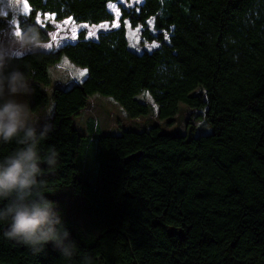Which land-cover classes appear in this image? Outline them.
I'll return each mask as SVG.
<instances>
[{
  "label": "trees",
  "instance_id": "obj_1",
  "mask_svg": "<svg viewBox=\"0 0 264 264\" xmlns=\"http://www.w3.org/2000/svg\"><path fill=\"white\" fill-rule=\"evenodd\" d=\"M25 1L20 39L33 27L43 41L55 29L41 26L40 14L113 24L109 5L118 2ZM118 12L120 26L95 40L81 31L57 51L13 57L35 88L33 112L53 101L38 179L77 247L70 259L52 244L33 254L7 239L9 221H0V264H264V0H144ZM6 24L0 1V31ZM127 24L158 46L133 50ZM64 59L87 76L51 88L49 68ZM144 93L161 121L172 123L180 104L206 109L212 133L163 134ZM95 95L112 98L130 120L148 117L149 127L81 134L73 118ZM19 147L0 143V160ZM50 149L58 154L52 167Z\"/></svg>",
  "mask_w": 264,
  "mask_h": 264
},
{
  "label": "clouds",
  "instance_id": "obj_2",
  "mask_svg": "<svg viewBox=\"0 0 264 264\" xmlns=\"http://www.w3.org/2000/svg\"><path fill=\"white\" fill-rule=\"evenodd\" d=\"M18 42L28 51L39 50L45 43L33 27ZM34 95L29 74L13 58L0 55V143L15 141L20 145L0 160V201H8L0 207V221H9L4 236L29 247L33 254H41L52 244L62 257L70 259L76 241L62 215L44 195V183L38 179L41 173L38 143L54 129L51 123L54 107L46 109L48 123L40 129L39 122L33 119L29 99ZM57 158L55 149H50L46 163L55 166Z\"/></svg>",
  "mask_w": 264,
  "mask_h": 264
},
{
  "label": "rangeland",
  "instance_id": "obj_3",
  "mask_svg": "<svg viewBox=\"0 0 264 264\" xmlns=\"http://www.w3.org/2000/svg\"><path fill=\"white\" fill-rule=\"evenodd\" d=\"M0 1L2 3V14L7 20L6 26L0 31V55H7L9 57L21 56L29 51L21 47L18 42L20 40V35H16L19 31L17 25L18 17L23 14H28L30 12V7L25 0ZM143 2L144 0H118V2L110 4L109 9L115 15V22L113 24H101L98 26H91L86 23H76L71 19L56 21L52 15L40 14L38 17V23L43 27L50 24L55 29L54 32L50 33V36H53L54 39L53 46L50 47L48 45L44 48L42 47L40 50L57 51L64 44L75 43L78 41V34L81 31H85L87 33V39L95 40L99 32L109 31L120 26L118 5L130 9L134 6L142 4ZM25 5H27V7H25ZM126 28L129 43L133 50L140 52L144 49L152 50L158 46L155 42L149 43L143 39L139 28H132L129 24L126 25ZM60 72L65 74L66 79L58 78L55 81V78ZM49 74L52 81L51 88L59 82L61 84L68 81L71 83L79 82L82 78H86L87 76L86 69L71 64L67 59H64V65L50 67ZM50 90L51 89H49V91ZM138 98L139 100H142V96ZM30 99L32 106L33 101L32 98ZM144 99L148 100L149 106L151 107L150 116L156 117L151 122L153 125L158 124L163 134L185 135L190 132L193 136L200 137L209 135L213 131L206 118V109L197 111L189 108L185 104H180L179 112L175 120L170 123V120L161 121L157 118L156 105L148 93H144ZM48 102L42 105L40 114H45L44 111H46L49 106L54 107L53 101L50 97ZM122 111L124 112L122 106L115 102L112 98L95 95L91 98L87 111L84 109L79 116L73 118V127L84 135H89L91 133L95 135L100 133L120 135L128 129L143 131L146 127H149V121L146 120H143L141 123H135L132 121V124H130L129 121L124 118L125 112L123 113ZM40 114L34 112L32 113L34 121L40 122ZM46 117H48V115L43 118L45 119ZM91 117H97L99 119V121L96 122L94 132H92L93 127L91 128ZM119 119H122L123 124L118 121ZM46 122L47 120H44L42 126H44ZM192 124L194 128L190 130L189 128H192ZM90 149L91 156L98 155L99 149L96 143H94Z\"/></svg>",
  "mask_w": 264,
  "mask_h": 264
},
{
  "label": "crops",
  "instance_id": "obj_4",
  "mask_svg": "<svg viewBox=\"0 0 264 264\" xmlns=\"http://www.w3.org/2000/svg\"><path fill=\"white\" fill-rule=\"evenodd\" d=\"M11 58H13V57H11ZM60 65H64V60L62 61V63L60 64ZM55 67H57V66H55ZM83 72V71H82ZM66 79V76H65V74H63V73H59V75L55 78V81H56V79ZM84 80V78H82L80 81H79V83H81L82 81ZM71 85V84H73V83H71V82H66V83H64V85L65 86H68V85ZM30 98H32V97H30ZM29 98V99H30ZM30 101H31V99H30ZM49 103V102H48ZM89 104H90V102H89ZM47 105H49V104H47ZM50 107V106H49ZM88 107H89V105H88ZM88 107L86 108V111H87V109H88ZM42 108V106H40L39 108H37V110L36 111H34V113H37V114H40V109ZM45 112V114H40V117H41V119H40V122H39V125L38 126H41L43 123H44V120H47L48 119V117H46L45 119L43 118L44 116H47L48 114H46L47 113V111H44ZM123 112V111H122ZM33 113V112H32ZM124 113V112H123ZM95 122H98L99 121V119L96 117V118H94V117H91ZM124 118L125 119H127L128 121H129V123L130 124H132V121L133 120H130V119H128L127 118V116L125 115V113H124ZM121 124H123V122H122V119H119L118 120ZM120 124V125H121ZM123 126V125H122ZM122 128V127H121ZM102 134V133H101ZM103 134H106V133H103ZM108 134V133H107Z\"/></svg>",
  "mask_w": 264,
  "mask_h": 264
},
{
  "label": "built area",
  "instance_id": "obj_5",
  "mask_svg": "<svg viewBox=\"0 0 264 264\" xmlns=\"http://www.w3.org/2000/svg\"><path fill=\"white\" fill-rule=\"evenodd\" d=\"M54 39H53V36H50V39L48 40V41H45V43H44V45H43V48L44 47H46V46H50V47H52L53 46V43H54V41H53ZM40 50V49H39ZM37 51V50H36ZM57 84H61L60 82L59 83H57ZM143 120H146V121H148L149 120V118L148 117H146V118H136V119H134L133 121L135 122V123H141V122H143Z\"/></svg>",
  "mask_w": 264,
  "mask_h": 264
},
{
  "label": "snow or ice",
  "instance_id": "obj_6",
  "mask_svg": "<svg viewBox=\"0 0 264 264\" xmlns=\"http://www.w3.org/2000/svg\"><path fill=\"white\" fill-rule=\"evenodd\" d=\"M25 7H27V5H25ZM85 27H86V26H85ZM16 35L19 36V35H20V32L18 31V32L16 33Z\"/></svg>",
  "mask_w": 264,
  "mask_h": 264
},
{
  "label": "water",
  "instance_id": "obj_7",
  "mask_svg": "<svg viewBox=\"0 0 264 264\" xmlns=\"http://www.w3.org/2000/svg\"><path fill=\"white\" fill-rule=\"evenodd\" d=\"M132 158H135V157H132ZM132 158H131V159H132Z\"/></svg>",
  "mask_w": 264,
  "mask_h": 264
}]
</instances>
